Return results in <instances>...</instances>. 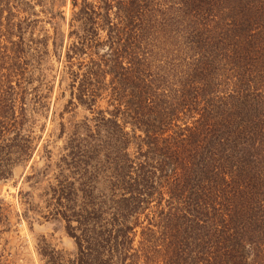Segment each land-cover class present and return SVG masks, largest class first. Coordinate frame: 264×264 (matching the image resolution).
<instances>
[{
  "label": "trees",
  "instance_id": "obj_1",
  "mask_svg": "<svg viewBox=\"0 0 264 264\" xmlns=\"http://www.w3.org/2000/svg\"><path fill=\"white\" fill-rule=\"evenodd\" d=\"M58 3L0 0L1 182L68 97L62 154L45 148L25 177L46 182L45 216L74 245L46 246L43 264H264V104L251 81L264 0H69L68 17ZM204 4L242 7L222 44L201 25ZM78 107L89 115L67 133ZM33 210L0 199V264L10 218Z\"/></svg>",
  "mask_w": 264,
  "mask_h": 264
},
{
  "label": "rangeland",
  "instance_id": "obj_2",
  "mask_svg": "<svg viewBox=\"0 0 264 264\" xmlns=\"http://www.w3.org/2000/svg\"><path fill=\"white\" fill-rule=\"evenodd\" d=\"M58 1L60 5L59 10L63 11L65 17H68L70 14L69 0ZM201 9L197 12L202 19L201 25L203 26L204 24L206 27L207 37H210L213 43L221 40L219 44H222L224 39L227 40L231 37L229 33H232V30H229L233 26V20L242 13V7L240 6L233 11H223L220 6L210 5L208 7L204 4ZM196 47V44L190 45L189 49L181 50L180 53L183 54L187 51L193 52L196 50ZM260 61L254 65V74L251 79V81L257 84L255 85L256 90H254V93H260L257 96L259 106L261 102L264 104L262 100V97H264V58ZM177 69L179 71L180 67ZM176 74L174 79H182L181 74ZM221 85L230 89L232 82L223 81L222 79ZM222 90L225 91L226 89ZM67 98L66 96L64 99L56 102L55 117L47 121L43 139L39 143L38 149L29 163L26 166L14 168L10 180L6 182L0 181V199L8 203L14 213H22L24 208L34 209L28 212L27 218L23 216V218L17 219L16 216H12L10 218L11 228L2 236L6 244L4 247L9 254L8 260L10 264H43L40 252L46 246L54 247L65 252H72L74 250L72 240L65 233L64 224L46 218V212L37 197L41 194L42 188L46 186V182L43 181L34 187L25 179L27 175L42 170L44 165L49 162L47 160L49 153L45 151V148L51 152V162L56 161L59 155L62 154L61 147L64 139L57 138L60 130L56 126V123L60 120L58 115L60 114L61 116ZM88 115V112L80 107L75 108L73 112L64 113L63 120L68 123L66 125L67 133L69 132V124L73 125L74 123H78ZM262 127L264 128V119ZM35 205L38 208H35Z\"/></svg>",
  "mask_w": 264,
  "mask_h": 264
}]
</instances>
